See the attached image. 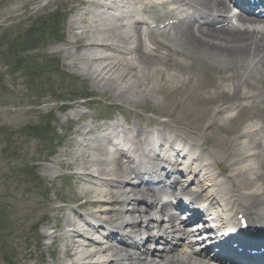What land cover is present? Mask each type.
<instances>
[{"label":"bare ground","instance_id":"bare-ground-1","mask_svg":"<svg viewBox=\"0 0 264 264\" xmlns=\"http://www.w3.org/2000/svg\"><path fill=\"white\" fill-rule=\"evenodd\" d=\"M237 1L250 12L231 15L226 0H83L100 8L88 12V28L73 42L84 50L82 58L99 64L95 82L110 80L112 89H120L121 99L129 103L139 102L132 100L134 96L144 97L153 90L160 93L166 87L180 101L186 95L173 109L161 111L176 124L186 123L177 116L180 107L206 112L202 124H192L196 131L191 126L180 129L171 120L154 122L153 129L125 127L119 120L98 127V133L90 124L76 128L80 138L67 151L69 158L58 163L83 169L73 175L84 185L71 199L87 211L63 210L54 226L68 227L64 235L70 242L63 253L71 264H209L203 259L208 249L218 259L221 250L226 263L264 264V230L258 239L239 237L228 215L241 211L248 221L264 222V0ZM164 7L170 8L164 15L172 17V24L166 25L170 27V53L182 59H172L150 45H155L149 36L153 22L143 12ZM111 10L119 13L110 15ZM79 20L72 18L69 26L78 29ZM104 50L110 54H103ZM206 61L216 65L217 80L205 74L206 79L200 81L192 70L198 64L209 71ZM158 76L160 86H151ZM119 82L126 86L121 89ZM187 99L194 104L184 106ZM166 172L173 179L167 181ZM147 173L156 184L169 186L152 189L150 184L155 181L149 183L144 178ZM167 190L179 198L178 208L169 213L172 204L168 202L157 216L156 204ZM119 204L124 208H118ZM196 205H201V218L210 227L207 246L214 240L216 247L212 242V248L193 250L196 243L187 245V231L175 226L178 211L188 207L197 213ZM81 221L86 224L83 229L78 227ZM191 231V237L195 236ZM95 232L106 245L91 236ZM155 234L156 239L176 241L173 254L150 256L147 249L141 250ZM223 240L252 245L239 252L225 244L220 248Z\"/></svg>","mask_w":264,"mask_h":264},{"label":"rangeland","instance_id":"rangeland-1","mask_svg":"<svg viewBox=\"0 0 264 264\" xmlns=\"http://www.w3.org/2000/svg\"><path fill=\"white\" fill-rule=\"evenodd\" d=\"M94 7L100 8L83 0H0V264H71L70 258L63 253L70 242L64 235L68 227L56 229L54 226L60 221L58 217L64 215L63 210L68 213L73 209L79 213L87 211L71 199L83 188L84 183L73 177L83 169L79 166L64 167L58 163V160L69 158L67 151L80 138L75 133L76 128L90 124L93 131L98 133V127L119 120L125 127L135 125L153 129L154 122L171 120L161 111L173 109L177 102H182L186 97L182 95L180 101L173 90L166 87V91L160 93L153 90L144 97L134 96L132 100L139 102L129 103L121 99L120 89H115V86V91L112 89L110 80L95 82L94 77L98 79L95 70L99 64L82 58L84 50L73 42L88 28V12L96 11ZM148 13L154 20L162 15L160 11ZM54 18L59 20L56 25L45 22ZM72 18L79 20L78 29L69 26ZM39 34L48 35L47 39L39 49L24 54L31 57L43 55L48 60L58 58L60 70L66 74L64 78L51 74L31 83L11 58L7 60L3 57L4 53L12 52L14 46L18 48V42H23L24 38L35 39L36 42ZM55 34L61 39L54 37ZM149 36L155 43L150 45L159 47V53H169L172 59L180 58L170 53L166 30L159 32L152 29ZM147 41L149 43V37ZM102 53L110 54L108 50ZM40 56L33 61L35 69V66L44 63ZM206 62L209 71L205 72L198 64L192 70L195 68L200 81L206 77L217 80L219 74L216 65H212L211 61ZM159 78L152 80L154 83L151 86H160ZM118 86L122 89L126 82H119ZM192 104L187 99L184 106ZM203 112L206 111L196 107L185 110L180 107L177 116L186 123L171 122L180 129L189 130L191 126L196 131L197 126L192 128V124H202L205 118ZM207 119L209 122L210 117ZM50 120V126L54 129L50 137L55 139L56 149L55 154L48 157L50 154L43 151L42 141L34 135L20 132L27 125ZM188 122H191L190 125ZM43 159L48 161L44 162ZM30 166H35L39 181L35 182L27 175ZM115 199H120L119 194ZM117 207L124 208L122 204ZM83 223L79 222L80 229L84 228ZM97 234L95 232L91 236L96 237ZM53 235L59 238L55 240ZM7 257H12V261H6Z\"/></svg>","mask_w":264,"mask_h":264},{"label":"trees","instance_id":"trees-1","mask_svg":"<svg viewBox=\"0 0 264 264\" xmlns=\"http://www.w3.org/2000/svg\"><path fill=\"white\" fill-rule=\"evenodd\" d=\"M59 22V20H57V18L54 19H50L48 21H45L48 24H53L56 25L57 22ZM50 35V34H49ZM58 34H55L54 37H56L58 40H60L61 38H59L57 36ZM47 36H42L39 34L37 41H35V39L30 40L27 39L25 40V38L23 39V42L19 43L18 41V48H15L16 46L13 47L12 52H7L3 54V57L5 59H9L11 58L12 62L15 63V66L17 67L18 70L22 69L24 72V75L29 78L32 82L35 81H39L40 79H42V77L44 76H51V74H57L59 77H65L66 74L63 73L60 70V60L58 58H50V60H48L49 58L45 59L43 55H36L35 57H31L30 55H25L28 54L30 52H33L35 49H39L40 45L47 39ZM2 39L4 38V36H1ZM17 51H21V52H17ZM25 53V54H24ZM39 56L44 60V63H42L40 66H35L36 69L33 66V61H36ZM49 61L51 62V64H49ZM48 66L50 69H48ZM47 121V120H46ZM45 123H39L37 125H27L25 128H23V131H21V134L24 135H34L35 137L38 138V140L43 142V151H48L49 154L54 153L55 148H56V144H55V139H52L50 136L52 135V133H54V129H52V127L50 126V121ZM47 153V152H45ZM27 175H30L35 182H37V180L39 181L40 178L36 172L35 166L31 167L29 169H27ZM43 194V193H42ZM6 251V250H5ZM8 252V251H6ZM6 261L11 262L12 261V257L9 258L7 257Z\"/></svg>","mask_w":264,"mask_h":264}]
</instances>
